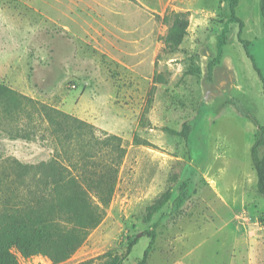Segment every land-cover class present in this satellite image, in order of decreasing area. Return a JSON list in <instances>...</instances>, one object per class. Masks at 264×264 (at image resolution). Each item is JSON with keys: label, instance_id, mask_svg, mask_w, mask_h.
<instances>
[{"label": "rangeland", "instance_id": "obj_1", "mask_svg": "<svg viewBox=\"0 0 264 264\" xmlns=\"http://www.w3.org/2000/svg\"><path fill=\"white\" fill-rule=\"evenodd\" d=\"M259 1L238 0L235 12L264 78ZM168 10L190 14L174 52L162 41ZM167 11L155 14L141 0H0V84L117 136L124 150L110 193L74 178L78 187L39 194L31 168L42 164L51 186L50 162L70 166L75 153L64 155L29 107L8 116L0 103V211L20 212L27 202L78 211L85 200L102 210L67 259L16 253L19 264H100L108 252L124 256L135 237L123 264H139L150 243L146 264H264V201L250 160L255 127L239 111L264 125L262 83L235 24L215 63L229 18L224 0H175ZM184 124L187 139L175 135ZM99 158L93 180L111 182V159ZM164 193L171 201L147 217ZM177 197L184 203L174 210Z\"/></svg>", "mask_w": 264, "mask_h": 264}, {"label": "trees", "instance_id": "obj_2", "mask_svg": "<svg viewBox=\"0 0 264 264\" xmlns=\"http://www.w3.org/2000/svg\"><path fill=\"white\" fill-rule=\"evenodd\" d=\"M224 1L229 7V18L218 38V53L215 63H218L217 60L221 57L228 26L230 24L237 25V39L242 44L246 56L250 59L252 67L262 83L264 95V78L255 64L254 57L249 53V43L241 39L243 22L237 18L235 12L238 0ZM259 12L264 30V0L259 1ZM189 16V12L168 10L162 17V23L167 26V32L162 41L165 49L169 52L176 51L187 36ZM191 73L198 75L197 71ZM0 103L2 104V112L8 116H12L13 113H19L29 107L32 112L31 115H36L37 120H42L46 123L52 142L57 143L65 151L64 155H66L67 150H70L69 154L71 153L72 156L74 155L73 151L75 153L77 159L74 161L70 160V166L58 164L57 157L50 162L48 165L49 174H52L51 177L54 179L51 186L50 182L47 183V174L42 172V164L31 168L35 171L34 182L39 194H58L64 185L78 187L79 183L74 178L78 179L79 182L87 181V188L92 191H97L100 194L111 192L112 175L117 172L115 166L120 163L124 155L120 138L114 135H106L83 120L20 95L2 84H0ZM239 111L255 127V137L250 147V160L256 175L257 193L264 201V125L259 124L258 120L249 112L242 109ZM34 119L35 116H32L30 122L33 123ZM97 132L104 134L105 137L103 139L99 138L96 134ZM168 132L175 134V132L170 130ZM190 132L191 127L188 124H184L182 131L175 135L187 139ZM70 145L71 147L69 148ZM66 146L68 147L67 149ZM69 154L66 157H71L72 159ZM100 156L101 158H106V160L111 159L108 165L113 164V167L107 168L108 165L106 167L107 171L110 169L111 182L109 177L104 179L103 183L93 180V174H97L96 171L101 167ZM76 166H79V177L72 176V170L76 169ZM46 188H49L48 193ZM170 201L169 193L162 194L146 209V216L151 217L160 212ZM39 202L40 200L37 199L36 206L39 205ZM183 203V197L174 199L172 202L174 210L183 205ZM83 204L84 207L82 206L77 211L72 207L62 210L44 209V207L41 209L39 206L30 207L29 202H27L26 207L21 209L22 211L20 212L17 210L12 212L0 211V264H19L16 253L23 258L44 256L55 263L70 257L102 217V210H100L98 205L88 204L86 200ZM136 242V237L129 238L127 252L124 256H113L108 252L103 256V261L100 264H123ZM150 248L151 243L139 264H146Z\"/></svg>", "mask_w": 264, "mask_h": 264}, {"label": "crops", "instance_id": "obj_3", "mask_svg": "<svg viewBox=\"0 0 264 264\" xmlns=\"http://www.w3.org/2000/svg\"><path fill=\"white\" fill-rule=\"evenodd\" d=\"M175 0H141L142 5L148 11L155 14H163Z\"/></svg>", "mask_w": 264, "mask_h": 264}]
</instances>
